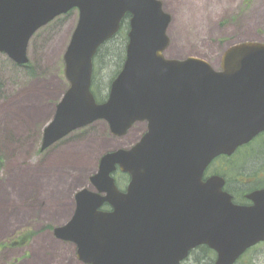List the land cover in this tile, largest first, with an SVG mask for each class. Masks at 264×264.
Here are the masks:
<instances>
[{"label":"water","instance_id":"95a60500","mask_svg":"<svg viewBox=\"0 0 264 264\" xmlns=\"http://www.w3.org/2000/svg\"><path fill=\"white\" fill-rule=\"evenodd\" d=\"M74 10L79 20L64 53L69 88L41 151L98 121L116 137L144 121L149 132L101 158L93 190L77 192L74 214L55 237L74 244L82 264H181L202 245L216 252L215 264H235L264 241V190L249 195L252 206H238L222 177L203 178L216 158L264 133V43L229 47L218 71L166 56L172 17L161 0H0V54L26 66L35 34ZM126 16L125 62L98 103L94 58ZM118 169L131 178L124 192L112 177Z\"/></svg>","mask_w":264,"mask_h":264},{"label":"rangeland","instance_id":"374dc122","mask_svg":"<svg viewBox=\"0 0 264 264\" xmlns=\"http://www.w3.org/2000/svg\"><path fill=\"white\" fill-rule=\"evenodd\" d=\"M161 1L164 4V10L171 14L173 19L168 30L171 40L169 49L174 42L175 44L180 42L182 46L179 52H183L180 53L183 54L182 56H174L168 54V49L166 56L169 58H198L210 63L219 71L222 56L229 47L243 42L264 43V0H251L250 3H247V0H204L202 4L201 0H195L207 11L204 16L192 19H189L191 13L188 7L184 4L180 5L179 0ZM209 15L214 20V23H209L211 27L197 29L195 22L201 21L205 25V20H211ZM238 16H243L244 21L238 22ZM78 20L79 12L75 10L56 19L34 36L28 51L29 66L32 72L30 69L17 66L7 56L0 54V159L3 161V167L0 168L1 181L5 180V170L8 164L15 161H20L22 164L35 161L38 167L48 164L49 161H53V166L58 165L56 162L74 164L75 159L91 164L90 170L83 175L85 182L73 188L68 195V202L71 205L70 214L66 219H59L56 213L52 214L55 209L49 204L55 203L56 193L52 194L48 188L42 190L48 196L47 200L38 199V205L33 208L35 211L26 209L23 205L20 206L17 198L12 197L10 189L7 188L8 192H5L11 200L8 198L5 200L3 209L9 211L11 217L8 221L12 220L10 223L13 225V231L0 239V264H28L33 258V250L38 251L39 249L38 242L42 243L44 251L41 255L45 264H82L77 257L75 245L57 240L53 233L54 229L66 224L72 216L76 205L75 194L82 188L93 190L90 177L97 173L100 159L105 154L118 149L131 148L144 132V125L136 124L126 135L116 137L111 135L108 123L99 121L73 132L52 148L41 152L43 130L53 118L57 105L69 87L64 76L63 56ZM177 24L179 31L175 35L173 30ZM245 25H250L248 32L242 28ZM218 26L222 27L221 33L217 30ZM127 33L128 29L124 28L118 37L102 49L98 63L95 64L94 61L96 84L93 90L97 93L100 102H104L108 97L111 82L117 74L119 65L123 62L121 55L127 44ZM176 37L180 41L177 42ZM32 91H37L42 97L35 95L39 99H32L33 101L26 105L19 101L26 100L24 97ZM18 102L27 108L35 107L36 111L40 107L48 111L49 115L45 118L38 117L30 120L29 117L26 118L15 111L13 106ZM133 133L134 138L130 139L129 136ZM259 142H254L253 147L248 146L247 149L240 150L241 153H237L230 159L231 162L221 161L224 165L221 171L228 175L231 181L241 177L264 176V163L262 164L261 159L256 157L257 155L252 150L258 146ZM102 143H108L109 146L101 148ZM82 149H84V156L80 155ZM215 167L218 168V166ZM62 170L65 180L70 177L74 178L73 174L77 172L66 170V168ZM117 180L119 187L124 190L127 183L126 178L119 175ZM257 184L264 185V178H259ZM0 192L2 194L3 190ZM41 211L45 214L42 215ZM30 213L32 214L26 217V214ZM20 214L26 218V221L23 224L14 223L15 220H20ZM21 231L29 232L33 236L28 246L1 248ZM262 254H264V245L254 249L251 253V257H257V262L253 263L245 258L238 264H264ZM184 264H205V262L201 259L200 252L197 251Z\"/></svg>","mask_w":264,"mask_h":264},{"label":"bare ground","instance_id":"6f19581e","mask_svg":"<svg viewBox=\"0 0 264 264\" xmlns=\"http://www.w3.org/2000/svg\"><path fill=\"white\" fill-rule=\"evenodd\" d=\"M177 1V0H176ZM207 1V0H205ZM180 5L184 4L188 7V9L190 10L189 14V19L192 18H198V17H202L205 15V12L207 11V9L205 7H202V3L204 2V0L200 1V3H198L195 0H179ZM175 11V10H174ZM210 17V21H206L205 20V25L201 22H195V27L199 30H201L203 27L209 28L211 27L209 25V23H214V20H212V16L209 15ZM213 25V24H212ZM179 31V25H175L174 26V30L173 33H178ZM178 37L175 38V40L178 42L180 41V39H177ZM174 40V41H175ZM184 44V43H183ZM181 43L178 42L174 44L170 47L168 54L169 55H177V56H182L183 53L182 51L179 52V49H181ZM40 93H43L42 91H40ZM48 94V92H46ZM35 95H37L39 98L42 97V95L38 94L37 91H32L31 93H29L28 96L24 97L26 100H19L21 102H24V104H28L31 101H33L32 99L36 100L39 99L38 97H36ZM38 101V100H37ZM15 103V105L13 106V108H15L16 112H18V114L20 113L21 115L25 116L26 118L29 117L30 120L32 119H37L38 117L41 118H45L48 117L49 112L48 111H44L42 110V108L38 107V111L35 110V107H26L21 105L20 103ZM23 104V103H22ZM52 111V110H51ZM50 111V112H51ZM46 112V114H45ZM130 139L134 138V133L132 135L129 136ZM100 146V144H99ZM109 146L108 143H102L101 144V148L107 147ZM84 149H82L80 152L81 156H84ZM55 161V160H54ZM74 164L73 163H69V162H65V163H61L59 164L58 162H56L58 165L53 166V161H49V179L47 180V182L45 183H41L44 184L45 186H43V188H48L49 191L54 194V192L56 193L55 195V203L54 204H49V206L53 207L55 209L53 213H56V217H59V219L61 218H67L70 214V203L68 202V195L70 194V192L72 191L73 188H75L76 186H80L81 184H83L85 182V176L83 177V175H86V172L88 170H90L91 168V164L89 163H84V161H78V159H75ZM53 163V164H52ZM65 165V167H64ZM69 170H76L77 172L74 173V178H68L67 180H65V176H62V169ZM60 170V172L58 171ZM62 170V171H61ZM70 173V172H69ZM37 187L39 188L38 191L40 192V183L38 182ZM52 208V209H53ZM51 210V209H50ZM53 216V215H52Z\"/></svg>","mask_w":264,"mask_h":264},{"label":"crops","instance_id":"0c3cea01","mask_svg":"<svg viewBox=\"0 0 264 264\" xmlns=\"http://www.w3.org/2000/svg\"><path fill=\"white\" fill-rule=\"evenodd\" d=\"M5 174V180L1 181L0 179V190H3L2 194L0 192V239L6 237L9 235L8 233L13 231V225L10 223L12 220L8 221L11 217L9 215V211L3 209V207H5V200H7V198L8 200H11V198H9L6 194V192H8L7 188L10 189L9 192L12 197L17 198L20 206L23 205L26 209L31 211L34 210L33 208L38 205V199L44 201L48 198V196L42 191L43 186L45 185H41V183H45L49 179V163L38 167V164L35 161L33 163L30 161L27 164H22L20 161H15L8 164ZM38 182L41 186L40 192L38 191L39 188L37 187ZM31 214L32 213L26 214V217H29ZM41 214L44 215L45 213L41 211ZM25 221L26 218L20 214V220H15L14 223L23 224ZM37 244L39 249L38 251H30L34 255L28 264H45V260L41 255L44 251L41 246L42 243L38 242Z\"/></svg>","mask_w":264,"mask_h":264},{"label":"flooded vegetation","instance_id":"af4514ba","mask_svg":"<svg viewBox=\"0 0 264 264\" xmlns=\"http://www.w3.org/2000/svg\"><path fill=\"white\" fill-rule=\"evenodd\" d=\"M164 5V4H163ZM241 9H242V7H241ZM166 11V10H165ZM239 11V10H238ZM167 12V11H166ZM243 12V11H242ZM168 13V12H167ZM171 15V14H170ZM172 17V16H171ZM238 18L239 19H237V21L239 22V21H244V19H243V16H238ZM129 19H130V16H129ZM129 19L127 20V25H123V23H122V27H121V29H120V31H119V33H121L123 30H124V28H127L128 29V31H129V24H128V22H129ZM233 21V20H232ZM172 22H173V19H172ZM172 22H171V24H172ZM171 27V26H170ZM169 27V28H170ZM234 27V26H233ZM250 27V25H245V26H243L242 28L246 31V32H248L249 30H247L248 28ZM217 30L219 31V33H221L222 32V27H220V26H218V28H217ZM226 31V30H225ZM118 33V34H119ZM117 37V36H116ZM116 37H114L113 39H115ZM112 39V40H113ZM112 40H110V41H112ZM109 41V42H110ZM109 42H107V43H109ZM106 43V44H107ZM170 43H171V40H170ZM31 44V43H30ZM105 44V45H106ZM29 47H30V45H29ZM28 51H29V49H28ZM125 55H126V53H125ZM28 58H29V56H28ZM95 58H96V56H95ZM63 59H64V57H63ZM95 60V59H94ZM30 65V60H29V63L26 65V67L27 66H29ZM65 65V64H64ZM65 69V68H64ZM107 99V98H106ZM106 101V100H105ZM136 124H143L144 125V132H143V134H142V136H141V138L142 137H144L148 132H149V122L148 121H144V122H138V123H136ZM136 124H134L133 125V127L136 125ZM132 127V128H133ZM131 128V129H132ZM130 129V130H131ZM129 130V131H130ZM139 141V140H138ZM137 141V142H138ZM136 142V143H137ZM135 143V144H136ZM134 144V145H135ZM134 145L132 146V147H134ZM131 147V148H132ZM238 152V151H237ZM236 152V153H237ZM236 153H235V155H236ZM235 155H233V156H235ZM233 156L232 157H226V156H222V157H220V158H218L217 160H215L213 163H211L210 165H209V167L206 169V171H205V174H204V178H203V180L204 181H207V179H209L210 177H212V176H220V177H223L224 178V180H225V186H224V191L226 192V193H228L229 195H231L232 196V201H233V203L235 204V205H240V206H247V207H249V206H252L253 205V202L249 199V195H251L252 193H254V192H256V191H261V190H264V185H259V184H257V181H258V179L259 178H264V176H261V177H257V178H252V177H247V178H244V177H241L240 179L238 178V179H236L235 181H231L230 180V178L228 177V175H226L224 172H222L221 171V169H223V168H221V167H223L224 165L221 163V161H227V162H231V160L230 159H232L233 158ZM215 166H218V168L217 167H215ZM231 167V165L229 166V168ZM226 168H227V166H226ZM226 171V170H225ZM228 171H230V170H228ZM122 176L123 178H126V180H127V183H126V187H125V189L124 190H122L120 187H119V182H118V180H117V176ZM112 177L115 179V182H116V185H117V187H118V189L119 190H121V191H125L126 189H127V186L129 185V183H130V176L129 175H127V174H124V173H122L121 171H120V169H118L115 173H113V175H112ZM264 245V241L263 242H261V243H259V244H257V245H255L254 247H251L250 249H248L246 252H245V254L244 255H242L241 257H240V259L235 263V264H238L239 262H241L242 260H244L245 258H248V260H251L253 263H255V262H257V257H251V253H252V251L254 250V249H256V248H258V247H260V246H263ZM263 256H264V254H262ZM215 258H216V255H215Z\"/></svg>","mask_w":264,"mask_h":264},{"label":"trees","instance_id":"16d2710c","mask_svg":"<svg viewBox=\"0 0 264 264\" xmlns=\"http://www.w3.org/2000/svg\"><path fill=\"white\" fill-rule=\"evenodd\" d=\"M251 2V0H247V3H250ZM248 5V4H247ZM129 19V16H126V18L124 19V21H123V25L125 26V25H127V20ZM120 34V33H119ZM119 34H118V36H119ZM117 36V37H118ZM126 41L128 42V38H126ZM107 45V44H106ZM106 45L104 46V47H106ZM127 45V44H126ZM104 47H102L100 50H99V52H98V54H97V56H96V58H95V64L96 63H98V59H99V54L101 53V51H102V49L104 48ZM125 53H126V47L124 48V53L121 55V59H123V62L119 65V67H118V69H117V74H116V76L119 74V72L121 71V69H122V67H123V64H124V61H125ZM25 68H27V69H30L31 70V68H30V66H27V67H25ZM33 70H31V72H32ZM115 72V73H116ZM95 73H96V71H95V67H94V73H93V82H92V91H93V94L95 95V97H96V99L98 100V98H97V93L93 90V86H94V84H96V77H95ZM116 76L114 77V78H116ZM113 78V79H114ZM113 81V80H112ZM99 101V100H98ZM257 141H260L259 142V144H258V146H256L255 148H253L252 150L254 151V153L257 155L256 157H259L260 159H261V161H262V164L264 163V143H263V141H264V134H262L261 136H259V138L257 139ZM257 141H254L255 143H257ZM253 142V143H254ZM253 143H251L249 146L250 147H253ZM246 149L248 148V146L247 147H245ZM244 148V149H245ZM261 150H263V151H261ZM261 151V152H260ZM240 153H241V151H240ZM259 155V156H258ZM258 158V159H259ZM3 167V161L0 159V168H2ZM263 168H264V164H263ZM264 170V169H263ZM32 235L28 232H25V231H21L20 233H18L13 239H11V240H9V242H7V244H4V245H2L1 246V248H10V247H17V248H19V247H26V246H28V244L30 243V241H31V239H32ZM200 252V256H201V259L205 262V264H214L215 263V254H214V252L213 251H211L209 248H207L206 246H202V247H199L196 251H194V252ZM194 252H192L191 253V255L194 253ZM197 259V258H196ZM188 260V259H187ZM186 260V261H187ZM185 261V262H186ZM184 262V263H185ZM183 263V264H184Z\"/></svg>","mask_w":264,"mask_h":264}]
</instances>
